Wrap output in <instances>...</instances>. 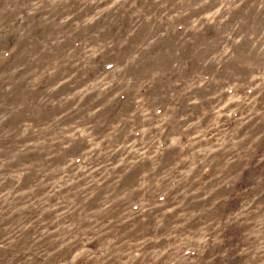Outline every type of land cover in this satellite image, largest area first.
I'll return each instance as SVG.
<instances>
[{
  "label": "rangeland",
  "instance_id": "1",
  "mask_svg": "<svg viewBox=\"0 0 264 264\" xmlns=\"http://www.w3.org/2000/svg\"><path fill=\"white\" fill-rule=\"evenodd\" d=\"M0 264H264V0H0Z\"/></svg>",
  "mask_w": 264,
  "mask_h": 264
}]
</instances>
